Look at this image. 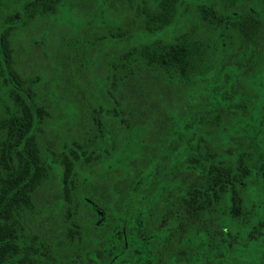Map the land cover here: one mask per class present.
I'll return each instance as SVG.
<instances>
[{"label":"trees","instance_id":"1","mask_svg":"<svg viewBox=\"0 0 264 264\" xmlns=\"http://www.w3.org/2000/svg\"><path fill=\"white\" fill-rule=\"evenodd\" d=\"M19 1V6L4 16L0 24V75L9 79L0 113V264H77L82 252L98 248L95 242L100 240L119 241L114 244L119 250L116 254L127 256L128 225L135 211L130 210L133 201L144 203L141 222L145 227L141 233L146 239L156 240L175 239L173 227L148 228L157 223L162 212L171 206L170 202H181L175 214L184 226L177 232L182 233V240L198 245L200 256L212 231L208 226L212 215L219 224L225 223V218L237 225L250 224L256 217L264 219V195H250L259 191L256 182L264 178V97L258 102L246 91L228 96L229 88H225L212 94L208 91L210 96L198 115L183 112L181 126L172 133L176 137L169 152H178L182 166L199 177L179 190L181 196L132 197L130 190L125 189L113 201L105 196L108 191L99 195L95 190H86L89 176L83 179L85 175L77 173L75 168L78 162L87 165L91 158L96 159L95 155L103 149L102 140L107 134H101L96 120L97 134L92 143L70 146L61 158V197L55 207L63 215L65 232L61 239L65 245L33 231L30 225L33 195L47 179L51 166L42 156L34 132L35 124L44 115L35 100V82L23 79L14 68L11 37L18 25L54 15L63 0ZM110 2L131 12L134 29L110 33L108 40L124 38L130 32L140 35L138 46L129 47L122 59L108 62L104 83L110 98L121 91L123 84L140 83L138 79L144 73L192 88L211 80L214 74L218 81L229 86L243 70L255 66L258 69L248 74L254 79L264 67V0ZM179 18L192 23L188 30L172 35V25L180 23ZM259 82H255L256 87L260 86ZM114 102L112 119L126 125L129 118L134 120L130 116L123 118L128 110L127 102ZM227 122L237 127L245 139L232 155L215 149L205 131L209 127L224 129ZM167 150L164 147V154ZM121 163V179L128 187L139 186L134 192H167L165 182L158 181L165 165H142L138 171L137 167ZM148 171L152 173L150 179L140 181ZM219 229L224 232L221 226ZM98 249L108 250V245ZM245 257L243 264H257L260 256L248 253Z\"/></svg>","mask_w":264,"mask_h":264},{"label":"rangeland","instance_id":"2","mask_svg":"<svg viewBox=\"0 0 264 264\" xmlns=\"http://www.w3.org/2000/svg\"><path fill=\"white\" fill-rule=\"evenodd\" d=\"M19 4V0H0V24L4 16L12 13ZM133 22L129 10L110 0H63L54 15L18 25L11 37L14 68L23 79L35 82V100L44 115L35 124L34 132L42 156L51 166L47 179L33 195L30 225L33 231L61 245H65L61 239L62 232H65L63 215L55 207L61 197V158L70 146L75 148L92 143L97 134L96 120L100 123L101 134H107L102 140L103 149L95 155L96 159L91 158L87 165L78 162L75 168L77 173L85 175L83 179L89 176L86 190H95L99 195L108 191L105 196L114 201L125 189L132 193L139 187L136 184L128 187L121 179V162L137 167L138 171L142 165L157 167L158 163V167L165 165L162 167L163 176H159L158 181L165 182L168 194H172L199 179L182 166L178 152H169L176 137L172 133L181 126L183 112L198 115L206 97L210 96L208 91L212 94L213 91L229 88L226 91L228 96L246 91L258 102L264 97V67L253 79L248 74L258 69L254 66L243 70L229 82V86L218 81L214 72L211 80L192 88L156 74L144 73L138 79L140 83H122L121 91L110 98L108 86L104 83L108 62L122 59L129 47L138 46L140 35L130 32L124 38L110 40L108 35L132 30ZM177 22L180 23L172 25V35L188 30L192 23L180 18ZM8 80L5 75H0V113ZM258 80L260 86L256 87ZM114 100L121 104L127 102L128 110L123 118L126 120L130 116L134 120L129 118L126 125L112 119L110 112L115 105ZM205 131L209 133L215 149L226 155L234 154L245 141L231 122L225 123L224 129L209 127ZM169 139L172 140L166 142ZM163 146L168 149L165 154ZM151 174L150 171L144 173L140 181L150 179ZM256 184L259 191H252L250 195L261 197L264 195V178ZM84 185L81 188L84 189ZM174 210L170 208L164 216H171ZM135 213L133 221L137 224L142 208ZM95 243L98 248L102 246L97 241ZM227 243L232 250L260 251L264 254V219L256 217L241 234H231ZM98 248L82 252L77 264H97L100 259L114 256L113 250L112 253L110 250L102 252ZM122 264L125 263L122 261Z\"/></svg>","mask_w":264,"mask_h":264},{"label":"flooded vegetation","instance_id":"3","mask_svg":"<svg viewBox=\"0 0 264 264\" xmlns=\"http://www.w3.org/2000/svg\"><path fill=\"white\" fill-rule=\"evenodd\" d=\"M129 195L132 197L142 196L141 198L146 197L148 195H152L155 197H162L165 195L168 198L174 197V199H176L181 196V191L172 194H168V192H152L151 194L143 192H130ZM142 204L144 203H139L137 201H133V203L131 204V208H133L134 206L137 207H134L135 211H133L130 223L128 225V255L119 256L116 254V252H119V250L117 251L114 244L117 245L119 243L118 241H97L102 245H108V250H113V252L115 253L113 254L114 256L109 257V259H100L97 264H122V261L125 264H204L206 262H208V264H218L219 262H222L223 264H243V261L246 260L245 256L248 253H254L256 255H259V261L258 259L256 260L258 261L257 264H264V254H262V252H247L244 250L235 249L232 250L230 244L227 243V241L230 240L231 234H241L242 230L246 228L248 224H231L230 221L227 222V218L225 217V223L219 224L215 222L213 215L208 220V226L210 227V229H212V231H210L208 235L209 240L206 243V250L204 251V249H202V256H200L199 251L197 249L198 245L196 243L192 244V242L188 239L182 240V233L177 232L181 231L182 227L184 226L181 222V218L175 214L177 209L181 208V202L178 201L170 202L171 206L162 212L161 217L158 219L157 223L155 225L153 224L150 228H148H163L166 226H169V228L173 227L177 234L175 236V239H146L141 233L142 228L145 227V225L141 222L143 214L138 220L139 222L137 224H135V222L133 221L134 216L137 215L135 212L138 211V208H141ZM170 208H175L176 210L172 212L173 214L171 216L169 215L170 217H165L164 214L168 213V210ZM171 219H174V224L171 223ZM220 226L223 228L224 232L220 231ZM124 245H126L125 241ZM102 252H107V249H103ZM115 257L117 261H114Z\"/></svg>","mask_w":264,"mask_h":264}]
</instances>
